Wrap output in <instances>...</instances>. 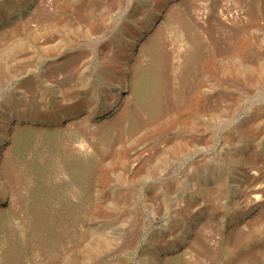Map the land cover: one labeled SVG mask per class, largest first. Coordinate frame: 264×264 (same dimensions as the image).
Instances as JSON below:
<instances>
[{"label":"rangeland","instance_id":"374dc122","mask_svg":"<svg viewBox=\"0 0 264 264\" xmlns=\"http://www.w3.org/2000/svg\"><path fill=\"white\" fill-rule=\"evenodd\" d=\"M0 264H264V0H0Z\"/></svg>","mask_w":264,"mask_h":264},{"label":"bare ground","instance_id":"6f19581e","mask_svg":"<svg viewBox=\"0 0 264 264\" xmlns=\"http://www.w3.org/2000/svg\"><path fill=\"white\" fill-rule=\"evenodd\" d=\"M155 53H157V59L154 62L155 67L148 69L140 74L138 85H140V93L145 95L147 98V103L144 101L142 97V104L144 107L153 106L159 108L162 104V100L164 98V89L160 84V76L156 73V66L162 62V57L158 52H163V49L158 46V44L154 47ZM146 92V93H145ZM31 141L27 139L26 142ZM48 152V150H47ZM48 154V155H47ZM45 154L43 157L36 155L35 158L29 161L28 166L36 173V179L39 181V189L49 192L50 194L47 196L48 199H42L38 202L39 207H42V216L41 222L45 225H54L57 223H61L63 220L71 217L73 212L64 206H60L56 208L57 204H61L67 197L68 193L63 192L61 188L65 186L64 184L55 185L53 187L45 185L44 182L47 183L45 178L46 169L52 160H56L55 154L50 151ZM63 170L70 174L71 183L70 185H74L78 181L79 174V164L77 161L68 162L63 164ZM61 167V168H62ZM70 185L67 187L69 188Z\"/></svg>","mask_w":264,"mask_h":264}]
</instances>
